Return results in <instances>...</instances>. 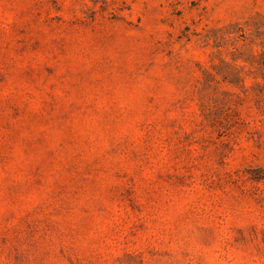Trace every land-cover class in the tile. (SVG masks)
Wrapping results in <instances>:
<instances>
[{"label":"rangeland","instance_id":"rangeland-1","mask_svg":"<svg viewBox=\"0 0 264 264\" xmlns=\"http://www.w3.org/2000/svg\"><path fill=\"white\" fill-rule=\"evenodd\" d=\"M0 264H264V0H0Z\"/></svg>","mask_w":264,"mask_h":264}]
</instances>
